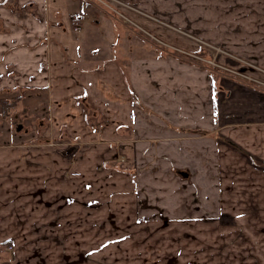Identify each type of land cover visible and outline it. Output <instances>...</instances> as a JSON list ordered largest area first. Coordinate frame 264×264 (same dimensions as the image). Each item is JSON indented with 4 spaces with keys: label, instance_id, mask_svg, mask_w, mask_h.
Segmentation results:
<instances>
[{
    "label": "crops",
    "instance_id": "0c3cea01",
    "mask_svg": "<svg viewBox=\"0 0 264 264\" xmlns=\"http://www.w3.org/2000/svg\"><path fill=\"white\" fill-rule=\"evenodd\" d=\"M123 1L179 48L185 15L264 46V0ZM134 34L81 0H0L2 99L32 118L0 132V264H264V97Z\"/></svg>",
    "mask_w": 264,
    "mask_h": 264
},
{
    "label": "rangeland",
    "instance_id": "374dc122",
    "mask_svg": "<svg viewBox=\"0 0 264 264\" xmlns=\"http://www.w3.org/2000/svg\"><path fill=\"white\" fill-rule=\"evenodd\" d=\"M97 1L105 7L103 2L100 0ZM120 1L127 3L123 0ZM128 5L130 9L123 5L119 6L122 17L111 11L108 13L100 7L99 8L106 16L115 20L118 24L129 26L135 33L134 36L137 43H139V41H145L146 44L148 43L150 54H152L153 57L160 56L172 60H180L184 63V66L192 67L201 72L210 74L211 77L214 78L213 87L216 94L228 97L230 92H235V95L239 96L240 91L243 90V96L246 95V98L251 100L252 103L253 98L264 97V62H262L264 61V46L261 47V50L258 49L260 48L259 45H255L260 44V40L255 39V42L253 41L255 47L248 44V41L243 40V49H241L239 40L235 39L231 41L230 38L232 37L228 35V32L224 31L225 28L221 26V31H223L221 33L217 29L213 30L212 28L215 25L209 23L210 20L207 15H200L198 17L185 15L178 18H170L173 21H178V26L183 31L182 36L189 43L188 47L179 48L174 44H169V42L165 43L163 40L144 29L139 23L134 22L128 13H133L132 11L138 10L131 4ZM105 8L110 10V8ZM187 8L197 9L194 11L195 15L201 14L199 12L205 7H202L199 3V6H192L191 4L190 7ZM164 27L176 33L174 28H170L169 26ZM228 43L232 44L227 46ZM247 44L249 46H247ZM261 57L263 58L261 59ZM255 90L260 92V97H257V92H252ZM4 93L5 89H0V132L1 129L10 128L11 126L12 128L16 127V124L21 122L26 116L29 117V120L32 119L31 116L23 114L20 111H16L17 113L10 111L11 107L14 106L12 104L16 102H14L12 98L10 102L2 99L5 98L2 95ZM1 102H7V104L3 107ZM9 103L12 105L11 107ZM76 143L77 142H72L69 145V150L67 151L68 155L71 154V150L75 148V145H79Z\"/></svg>",
    "mask_w": 264,
    "mask_h": 264
},
{
    "label": "built area",
    "instance_id": "2783aa9c",
    "mask_svg": "<svg viewBox=\"0 0 264 264\" xmlns=\"http://www.w3.org/2000/svg\"><path fill=\"white\" fill-rule=\"evenodd\" d=\"M81 1L85 4L94 5V6H97L98 8L100 7L102 10H105L108 13H110L111 11L112 13H115L116 15H119L121 17H122L121 15L122 13L119 10L120 5H123L127 7L128 9H130L127 3H123L120 0H100L101 2L105 4V7L110 8V10L103 7L97 0H81Z\"/></svg>",
    "mask_w": 264,
    "mask_h": 264
},
{
    "label": "trees",
    "instance_id": "16d2710c",
    "mask_svg": "<svg viewBox=\"0 0 264 264\" xmlns=\"http://www.w3.org/2000/svg\"><path fill=\"white\" fill-rule=\"evenodd\" d=\"M2 106L4 107L7 102H1ZM9 106L11 107L12 105L9 103Z\"/></svg>",
    "mask_w": 264,
    "mask_h": 264
}]
</instances>
